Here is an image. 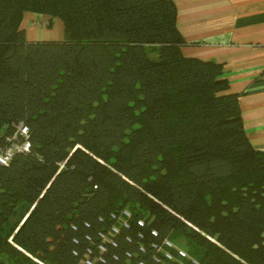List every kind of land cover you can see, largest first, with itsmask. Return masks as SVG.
<instances>
[{
	"label": "trees",
	"instance_id": "1",
	"mask_svg": "<svg viewBox=\"0 0 264 264\" xmlns=\"http://www.w3.org/2000/svg\"><path fill=\"white\" fill-rule=\"evenodd\" d=\"M26 12L64 38L28 40ZM177 17L174 0H0V264H264V150Z\"/></svg>",
	"mask_w": 264,
	"mask_h": 264
},
{
	"label": "crops",
	"instance_id": "2",
	"mask_svg": "<svg viewBox=\"0 0 264 264\" xmlns=\"http://www.w3.org/2000/svg\"><path fill=\"white\" fill-rule=\"evenodd\" d=\"M174 2L179 29L189 42L183 53L223 63L229 92L241 94L246 134L256 149L264 150V0ZM22 27L30 41L64 36L63 22L45 14L26 12Z\"/></svg>",
	"mask_w": 264,
	"mask_h": 264
},
{
	"label": "built area",
	"instance_id": "3",
	"mask_svg": "<svg viewBox=\"0 0 264 264\" xmlns=\"http://www.w3.org/2000/svg\"><path fill=\"white\" fill-rule=\"evenodd\" d=\"M20 131L22 132V133H24V134H27L28 133V128L26 127V126H24V125H21L20 126ZM30 147V143L28 142V141H26L24 144H23V146L21 147V148H19V149H28ZM14 148L15 147H11V148H9L5 153H0V162L2 163V164H7L9 161H10V159L12 158V156H13V152H14ZM125 213L127 214V215H129V213L127 212V211H125ZM140 223L141 224H143V222L142 221H140ZM114 231H118L116 228H114ZM164 244L165 245H167V247H171V248H176V246L174 245V243L172 242V241H170V240H165L164 241ZM102 250H104L105 249V247L104 246H102L101 245V247H100ZM177 252H178V256L180 257V258H186L188 255H187V252L184 250V249H182V248H177ZM165 257L168 259V260H172V259H174V257H175V255H174V253H172V252H170V251H166L165 252ZM87 263H89V264H91V261H89V260H87ZM180 264H186L183 260H181L180 261Z\"/></svg>",
	"mask_w": 264,
	"mask_h": 264
},
{
	"label": "rangeland",
	"instance_id": "4",
	"mask_svg": "<svg viewBox=\"0 0 264 264\" xmlns=\"http://www.w3.org/2000/svg\"><path fill=\"white\" fill-rule=\"evenodd\" d=\"M41 22H42V21H41ZM47 23H48V22H45L46 25H48ZM41 24H42V23H41ZM56 29H58V28H56ZM56 29H55V30H56ZM57 36H58V35L55 34L53 37L58 39ZM59 38H60V37H59ZM61 38H62V36H61ZM61 38H60V39H61ZM63 38H64V36H63ZM63 38H62V39H63ZM60 39H58V40H60ZM62 39H61V40H62ZM50 40H51V39H50Z\"/></svg>",
	"mask_w": 264,
	"mask_h": 264
}]
</instances>
